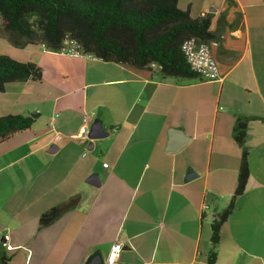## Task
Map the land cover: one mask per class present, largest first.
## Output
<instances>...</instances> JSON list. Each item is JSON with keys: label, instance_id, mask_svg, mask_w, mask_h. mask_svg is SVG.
<instances>
[{"label": "crops", "instance_id": "crops-1", "mask_svg": "<svg viewBox=\"0 0 264 264\" xmlns=\"http://www.w3.org/2000/svg\"><path fill=\"white\" fill-rule=\"evenodd\" d=\"M230 1L226 13L213 0L177 2L192 19L211 14L212 31L226 22L211 47L215 82L159 80L41 45L8 55L42 71L41 81L0 93V117L33 119L0 145L8 264H86L94 254L104 262L116 244V264H207L211 222L236 187L237 118L249 119V178L220 228L214 264H264V0ZM84 118L105 137L82 139ZM172 139L182 146L169 152ZM75 198L74 209L39 227L43 213Z\"/></svg>", "mask_w": 264, "mask_h": 264}, {"label": "trees", "instance_id": "trees-1", "mask_svg": "<svg viewBox=\"0 0 264 264\" xmlns=\"http://www.w3.org/2000/svg\"><path fill=\"white\" fill-rule=\"evenodd\" d=\"M178 0H0V35L18 49L41 45L57 53L66 40L78 44L81 52L94 59L149 72L159 80H194L181 53L190 38L217 45L226 26L223 17L210 29L212 15L192 19L181 11ZM228 4L232 2L227 1ZM240 14L236 15V20ZM236 21V22H237ZM229 27H232L230 25ZM42 79L41 69L0 56V93L10 83ZM248 118H237L232 138L241 150L236 187L223 210L211 222V250L207 264H214L220 228L234 210L235 200L245 192L249 168L245 147ZM33 119L22 116L0 117V145L16 133L30 128ZM78 198L57 206L39 217V227H47L62 214L74 209ZM0 264L8 258L0 252Z\"/></svg>", "mask_w": 264, "mask_h": 264}, {"label": "built area", "instance_id": "built-area-1", "mask_svg": "<svg viewBox=\"0 0 264 264\" xmlns=\"http://www.w3.org/2000/svg\"><path fill=\"white\" fill-rule=\"evenodd\" d=\"M216 46L214 43L211 44H199L196 38H190L184 41L181 45V53L185 59V62L190 67L191 71L198 75V77L204 81L215 82L219 79L218 66L211 54V47ZM63 56L70 57H85L92 58L88 55H84L78 44L71 40H66L60 50L57 52ZM57 115L53 116L50 125H54ZM86 118L83 119V124L79 129L80 137L86 141H89V125ZM116 132V129H111L109 134ZM59 139L58 136L55 140ZM202 211H207V204L202 205ZM10 250L8 247L7 250ZM121 249L120 245L112 246L108 258L103 264H116Z\"/></svg>", "mask_w": 264, "mask_h": 264}, {"label": "water", "instance_id": "water-1", "mask_svg": "<svg viewBox=\"0 0 264 264\" xmlns=\"http://www.w3.org/2000/svg\"><path fill=\"white\" fill-rule=\"evenodd\" d=\"M174 134V133H173ZM105 135L102 134L99 130V126L94 124L90 127L89 129V139H102L104 138ZM174 140L176 139H172V145L170 146L169 148V152H173V151H176V149L180 148L182 146V144H177L176 146L174 145ZM192 177L191 176H187L186 181H189ZM103 261L102 259L100 258V256L98 254H94L91 258H89V260L87 261L86 264H102Z\"/></svg>", "mask_w": 264, "mask_h": 264}, {"label": "rangeland", "instance_id": "rangeland-1", "mask_svg": "<svg viewBox=\"0 0 264 264\" xmlns=\"http://www.w3.org/2000/svg\"><path fill=\"white\" fill-rule=\"evenodd\" d=\"M224 10L223 12L226 13L227 11L230 10V7L229 5L227 4L226 0H213V4L212 6H214V8H217L218 6H224ZM213 24V23H212ZM212 27V25H211ZM210 27V28H211ZM38 46V45H37ZM37 46L35 47H30V48H33V49H36L38 48ZM13 52H21L20 49L18 48H15L13 46H11L7 39L5 38V36L3 35H0V56H6L8 57V55H12ZM26 55H24L25 57Z\"/></svg>", "mask_w": 264, "mask_h": 264}, {"label": "bare ground", "instance_id": "bare-ground-1", "mask_svg": "<svg viewBox=\"0 0 264 264\" xmlns=\"http://www.w3.org/2000/svg\"><path fill=\"white\" fill-rule=\"evenodd\" d=\"M199 44H204V43H200V42H199Z\"/></svg>", "mask_w": 264, "mask_h": 264}]
</instances>
